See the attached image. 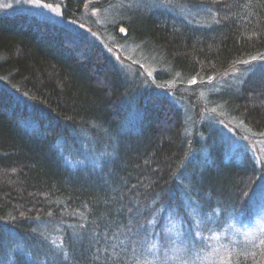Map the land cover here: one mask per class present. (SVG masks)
<instances>
[{"label": "trees", "instance_id": "1", "mask_svg": "<svg viewBox=\"0 0 264 264\" xmlns=\"http://www.w3.org/2000/svg\"><path fill=\"white\" fill-rule=\"evenodd\" d=\"M170 1L188 16L122 8L104 30L138 46L155 82L173 92L245 67L236 91L209 105L263 135L264 0ZM99 4L58 2L75 22ZM136 78L65 27L26 11L0 16V243L13 241L9 252L0 247V264H152L142 251L150 223L163 213L186 221L183 203L200 207V218L216 209L253 215L259 161L243 148L231 157L215 132L207 156L186 166L184 115ZM163 186L170 192L158 196ZM226 261L264 264V235L237 244Z\"/></svg>", "mask_w": 264, "mask_h": 264}, {"label": "rangeland", "instance_id": "2", "mask_svg": "<svg viewBox=\"0 0 264 264\" xmlns=\"http://www.w3.org/2000/svg\"><path fill=\"white\" fill-rule=\"evenodd\" d=\"M59 1L61 0H0V16L26 11L31 16H37L51 25L65 27L90 43L100 46L130 80L139 77L136 79L147 81L142 90L150 88L154 93L168 96L175 101V105L185 117V131L190 139L186 166H192L196 157L207 156L209 147L207 141L215 132L220 138L217 140L218 143L227 145L226 153L231 157L238 160L237 150L243 148L248 151L244 153L248 154L249 158L259 161L262 175L254 187V195L249 199V204L256 205L255 208H251V211L254 209L253 215L243 218L242 214L237 217L216 209L200 218V207L183 203L187 208L186 221L163 213L158 218L160 222L154 220L150 223L151 234L146 242L143 243L141 240L145 245H142V251L150 255L148 259L152 264H226L228 256L230 257L231 252L235 251L237 244L251 243L264 235V134L250 135L239 125L235 127V124L223 121V113L216 112L209 105V102L211 105L220 103L219 98H213L211 101L208 98L215 94L236 91L238 83L249 73L245 72V67H237L214 81L198 83L192 88H188L185 84L178 88V91L173 92L170 87L167 88L155 82V70L147 63L143 53L137 49L138 46L128 41L119 42L104 28L119 23L117 19L122 15V8L125 10L146 8L184 18L188 15H185L181 6L172 4L171 1L168 3L167 0H90L93 5L100 3L97 9L84 10L78 22H75L62 18ZM116 28L120 38V28L123 27L117 25ZM121 38L126 40L125 29L124 36ZM258 67L252 65L251 72L253 68ZM179 92L189 94V99L182 98L183 93ZM201 130L203 136L198 134ZM194 142L200 148H193ZM186 176L185 173L184 177ZM181 186L180 192H184L186 187L182 184ZM160 189L162 190L159 192ZM160 189L158 196L170 192L164 186ZM158 235H161L163 239H158ZM51 240L55 243L54 237ZM0 247L2 252H7L13 248V241L6 239L0 243ZM138 260L146 264L139 257ZM52 262L54 264L53 260Z\"/></svg>", "mask_w": 264, "mask_h": 264}, {"label": "water", "instance_id": "3", "mask_svg": "<svg viewBox=\"0 0 264 264\" xmlns=\"http://www.w3.org/2000/svg\"><path fill=\"white\" fill-rule=\"evenodd\" d=\"M123 28H120V37H123L124 36V29L123 31H121Z\"/></svg>", "mask_w": 264, "mask_h": 264}, {"label": "snow or ice", "instance_id": "4", "mask_svg": "<svg viewBox=\"0 0 264 264\" xmlns=\"http://www.w3.org/2000/svg\"><path fill=\"white\" fill-rule=\"evenodd\" d=\"M121 31H123V29Z\"/></svg>", "mask_w": 264, "mask_h": 264}]
</instances>
